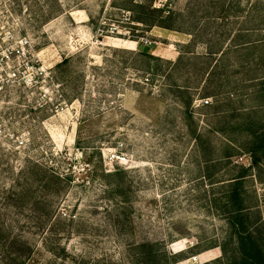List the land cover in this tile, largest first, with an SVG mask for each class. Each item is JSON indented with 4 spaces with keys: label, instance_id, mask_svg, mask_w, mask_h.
Listing matches in <instances>:
<instances>
[{
    "label": "rangeland",
    "instance_id": "obj_1",
    "mask_svg": "<svg viewBox=\"0 0 264 264\" xmlns=\"http://www.w3.org/2000/svg\"><path fill=\"white\" fill-rule=\"evenodd\" d=\"M123 1L0 0V41H8L7 36L28 39L31 59L44 72L37 86L12 85L0 98L3 219L18 226V214L9 210L6 215L4 207L28 159L72 177L70 189L57 203L52 232L48 235L33 221L23 227L33 247L29 264H123L130 245L144 239L162 241L166 264H216L223 256L220 246L208 249L212 242L224 243L228 228L214 214V186L210 178L200 177L181 104L167 79L147 81L146 64L135 55L147 51L176 60L192 38L136 26L131 14L119 7ZM189 1L157 0V6L184 11ZM263 1L240 0L232 26L248 25V13L257 19ZM198 6L194 12L200 16ZM211 10L219 13L218 8ZM197 51L206 47L201 43ZM66 58L67 65L58 69ZM201 97L198 91L192 109L204 127ZM92 165L97 172L91 171ZM102 168L129 171L132 191L125 209L135 220L134 229L127 218L121 228L112 226L115 216L106 209L111 203L98 180ZM255 188L264 218V184L256 182ZM46 237L51 238L47 247ZM173 255L180 256L178 263Z\"/></svg>",
    "mask_w": 264,
    "mask_h": 264
},
{
    "label": "trees",
    "instance_id": "obj_2",
    "mask_svg": "<svg viewBox=\"0 0 264 264\" xmlns=\"http://www.w3.org/2000/svg\"><path fill=\"white\" fill-rule=\"evenodd\" d=\"M156 3L157 0H124L119 7L131 14L130 21L136 26L159 27L192 38L176 60L147 51L135 55L146 64L143 71L149 75L148 82L161 77L170 82L169 91L181 104L184 125L194 142L200 177L210 178L214 186L212 208L225 221L228 231L224 243L212 242L208 249L222 248L223 256L214 260L216 264H264V218L255 188L256 182L264 184V5L255 17L256 24L248 13L244 16L248 25L235 28L232 19L238 12L233 9L240 0H190L184 11H172ZM197 3L200 16L194 12ZM212 8H218L219 13L214 15ZM181 23L188 27L183 28ZM213 27L218 28L214 33ZM200 31L204 32L199 34ZM198 40L206 47L205 52L197 51L201 44ZM67 62L66 58L56 66L62 68ZM182 71L184 79L179 82L177 76ZM198 91L202 94L200 100H209L208 104L198 105L206 115L204 127L192 109ZM90 168L98 171L93 165ZM18 180L8 190L4 207L6 215L9 210L18 214V226L0 213V264H29L33 247L23 227L37 222L39 229L48 230L49 235L57 203L72 184L70 175L29 159ZM98 180L111 203L106 209L115 216L112 226L121 228L127 218L134 229L135 220L128 218L125 209L132 191L129 171L102 168ZM24 214L27 217H22ZM48 237L46 247L50 244ZM161 245L159 240L134 241L123 264H166ZM173 256L178 263L180 256Z\"/></svg>",
    "mask_w": 264,
    "mask_h": 264
},
{
    "label": "built area",
    "instance_id": "obj_3",
    "mask_svg": "<svg viewBox=\"0 0 264 264\" xmlns=\"http://www.w3.org/2000/svg\"><path fill=\"white\" fill-rule=\"evenodd\" d=\"M160 3H156V6ZM115 32V31H114ZM113 32V33H114ZM13 36V35H12ZM8 41H0V98L7 93L9 86L35 87L43 80L44 72L38 71L35 59L30 56L29 41L26 38L15 39L7 36ZM144 43L153 45V41L144 38ZM208 104L209 100H200V104ZM1 111V99H0ZM197 260V257H194Z\"/></svg>",
    "mask_w": 264,
    "mask_h": 264
},
{
    "label": "crops",
    "instance_id": "obj_4",
    "mask_svg": "<svg viewBox=\"0 0 264 264\" xmlns=\"http://www.w3.org/2000/svg\"><path fill=\"white\" fill-rule=\"evenodd\" d=\"M124 42H125L126 44H127V43H129V44H130V43H131V44H134V43H135V42H133V41L130 42V41H126V40H124ZM130 48H133V47H130Z\"/></svg>",
    "mask_w": 264,
    "mask_h": 264
}]
</instances>
